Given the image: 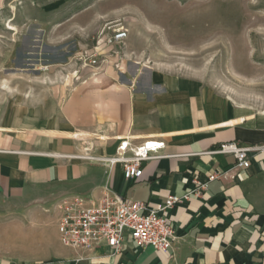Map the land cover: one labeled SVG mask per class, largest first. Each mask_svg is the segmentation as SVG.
I'll return each instance as SVG.
<instances>
[{
    "label": "crops",
    "instance_id": "crops-1",
    "mask_svg": "<svg viewBox=\"0 0 264 264\" xmlns=\"http://www.w3.org/2000/svg\"><path fill=\"white\" fill-rule=\"evenodd\" d=\"M127 47L133 59V42ZM107 71L90 76L83 70L86 82L40 86L0 107V206L42 200L55 201L57 209L64 197L98 198L109 187L125 200L156 207L234 164L231 156L200 153L225 142L264 143L263 113L245 117L249 111L210 96L196 78L133 60L119 79ZM99 132L111 134L98 137L109 141L101 151L90 140ZM117 138L134 146L160 140L165 148L161 158L144 162L134 181L124 180L118 165L76 156H113ZM85 140L90 147L80 143ZM233 174L234 180L209 182L201 198L169 210L176 238L168 252L127 240L118 253L106 245L75 251L59 243L56 231L47 258L15 263L0 256V264H264V157ZM1 237L3 244L8 233Z\"/></svg>",
    "mask_w": 264,
    "mask_h": 264
},
{
    "label": "rangeland",
    "instance_id": "rangeland-1",
    "mask_svg": "<svg viewBox=\"0 0 264 264\" xmlns=\"http://www.w3.org/2000/svg\"><path fill=\"white\" fill-rule=\"evenodd\" d=\"M112 20L128 30L133 63L196 78L210 96L245 107V117L264 111V0L0 1V107L71 81L70 53ZM109 135L96 133L94 149ZM0 214V239L8 233L0 256L27 263L51 254L55 201L5 204Z\"/></svg>",
    "mask_w": 264,
    "mask_h": 264
},
{
    "label": "built area",
    "instance_id": "built-area-1",
    "mask_svg": "<svg viewBox=\"0 0 264 264\" xmlns=\"http://www.w3.org/2000/svg\"><path fill=\"white\" fill-rule=\"evenodd\" d=\"M128 30L121 20H112L99 26L89 43L76 47L70 53L71 80L86 82L81 74L91 70L90 76L106 74L112 69L117 79L127 72L131 54L127 47ZM69 64V63H67ZM264 114V111H262ZM115 154L110 157H84L98 160L109 166L118 165L126 181L138 180L142 176L144 162L161 158L165 148L160 140L148 139L139 145H132L128 138H117ZM231 156L232 168L215 171L207 176L206 182L194 181V188L183 196H170L164 203L151 207L145 202L125 200L122 195L104 187L100 196H68L57 204L56 231L59 243L68 249L83 251L97 245H106L118 253L125 240L137 247H151L155 251L168 252L175 241V229L169 222V210L177 204L201 198L209 182L234 180V170L247 169L254 158L264 157L263 144H238L225 142L199 155Z\"/></svg>",
    "mask_w": 264,
    "mask_h": 264
},
{
    "label": "bare ground",
    "instance_id": "bare-ground-1",
    "mask_svg": "<svg viewBox=\"0 0 264 264\" xmlns=\"http://www.w3.org/2000/svg\"><path fill=\"white\" fill-rule=\"evenodd\" d=\"M235 103H233V105H234ZM235 107L236 108H238V109H246L245 107H243V106H239L238 104L236 105L235 104ZM262 113V112H261ZM85 157H88V156H85ZM84 158V157H83Z\"/></svg>",
    "mask_w": 264,
    "mask_h": 264
}]
</instances>
